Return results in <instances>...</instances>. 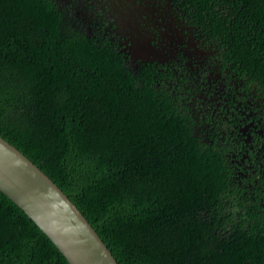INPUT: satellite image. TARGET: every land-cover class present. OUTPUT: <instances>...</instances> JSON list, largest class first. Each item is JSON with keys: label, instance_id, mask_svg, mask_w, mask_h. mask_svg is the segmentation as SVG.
<instances>
[{"label": "trees", "instance_id": "trees-1", "mask_svg": "<svg viewBox=\"0 0 264 264\" xmlns=\"http://www.w3.org/2000/svg\"><path fill=\"white\" fill-rule=\"evenodd\" d=\"M167 1L233 106L196 115L201 64L132 62L99 20L54 0H0V135L119 264H264V186L235 166L240 124L225 117L251 106L264 117V0ZM0 264H69L1 191Z\"/></svg>", "mask_w": 264, "mask_h": 264}, {"label": "water", "instance_id": "water-1", "mask_svg": "<svg viewBox=\"0 0 264 264\" xmlns=\"http://www.w3.org/2000/svg\"><path fill=\"white\" fill-rule=\"evenodd\" d=\"M134 50L141 55L151 47L143 40ZM0 191L32 219L69 264H119L62 189L1 135Z\"/></svg>", "mask_w": 264, "mask_h": 264}, {"label": "flooded vegetation", "instance_id": "flooded-vegetation-1", "mask_svg": "<svg viewBox=\"0 0 264 264\" xmlns=\"http://www.w3.org/2000/svg\"><path fill=\"white\" fill-rule=\"evenodd\" d=\"M54 1L58 3L59 6H64L68 9H70L71 6L79 7V5H81L87 10L88 8L93 10V5H95L96 2H99L98 5L100 6V10H102V12L98 11L97 13H95L93 16V20L90 21V23L93 22L94 19L96 20V23L99 20L102 27L108 30L113 35V38H116L118 40L121 49L125 50L126 55H128L129 60L132 62H135L136 60H143L145 62H153L154 60H157L163 63L164 60L168 61L169 59H174L172 64L180 65L181 67V59L191 58L189 54L183 55L179 51L175 52L172 55V58L168 57L161 59V57L156 56L155 53H157V50L161 49V46L158 47V45L160 44L159 42L162 40L160 33L161 29L155 27V25H150L149 22H146L144 20L146 12L139 8L141 6L140 0ZM145 1H147V6L149 8H154L158 11V8L156 9L154 7L155 5H153L154 2L152 0H144V2ZM163 1L165 3V7H167V9L171 11V3L167 0ZM130 9L136 12V14H131L132 23L129 22V18L125 19V16L128 13L127 10ZM104 16L109 17V20H105ZM138 29L142 30V35L144 37V39L142 40H146L151 47V50H149L148 52H144L141 55H138L137 50H134L135 46L133 45L134 40L139 39V37L137 38L136 35L138 33ZM197 45L201 46L198 43H195V46L193 47L195 48ZM177 55H179V57H176ZM154 65L156 66L157 64ZM197 68L198 65L196 64L195 69ZM162 69L163 68H161V70ZM165 69H168V67L166 66ZM218 74H220V72H218ZM220 77L222 78V80L225 79V76L223 75H220ZM221 84L224 85V82H222ZM205 90L208 91V88ZM222 90L224 91L223 87ZM206 91L204 92V96H206ZM225 99L228 105L233 106L232 96L231 98L229 96H226ZM252 108L253 106L249 107L248 112L242 110V112L238 113L231 110L229 111V116L225 115V117H227V120H231L232 122L237 121V123L240 124L234 136L231 132V138L234 139L235 142L234 145L238 147V151L242 152L241 155L235 159V166H241L244 170H248L249 168L250 174L254 176V182L257 183L259 180L257 186H260L261 183H263L264 186V117L261 114H258L257 111H254Z\"/></svg>", "mask_w": 264, "mask_h": 264}, {"label": "rangeland", "instance_id": "rangeland-1", "mask_svg": "<svg viewBox=\"0 0 264 264\" xmlns=\"http://www.w3.org/2000/svg\"><path fill=\"white\" fill-rule=\"evenodd\" d=\"M141 1V6L139 7L141 10L146 12V16L144 17V20L146 22H149L151 25H155V27H158L161 29V37L162 40L159 42L160 44L158 47L161 46V49L157 50L156 56L163 58H172V55L175 52H180L183 55L189 54L191 57L190 59L188 58L186 60L187 67L194 71V67L196 64H201L202 66H205L203 72L206 73V79H207V84L208 86V91L206 90H201L202 92H197V96H194L193 94H189L191 98H188V101L192 103L193 106V111L196 113V115H199L202 112H212V114H215L219 110L224 108V103L226 102L225 99V93L226 91H232V87L230 85L229 88H224V91L222 90L223 85L222 83V78L220 77V74H218L217 68L214 64H211L208 62L206 58V52L201 46H196L195 48V40H193L192 36L187 33L183 27L180 26V23L177 21V19L174 17L171 11L165 7V3L163 0H152L155 5L154 7L158 11L155 10L154 8H149L147 6V1L144 2V0ZM150 1V0H149ZM82 3V1H81ZM99 3V2H98ZM96 2L95 5H93V10L92 9H85V7L79 5V7H73L71 6L70 9L75 13L77 18L82 21H84L86 24L91 25L90 21L93 20V16L95 13H97L100 10V6ZM151 5V4H150ZM125 12V11H123ZM127 14L125 16V19L129 18V22L132 23V13L136 12L132 9L127 10ZM125 15V14H124ZM118 17V16H117ZM116 17V18H117ZM105 20H109V17L104 16ZM158 23V24H157ZM137 38L139 37L138 40H134L133 45L135 46L136 43H143L144 37L142 35V30L138 29ZM141 32V33H140ZM146 34V33H145ZM144 34V35H145ZM141 36V37H140ZM177 72V70H175ZM227 86V84H226ZM207 92L206 96H204L203 92ZM235 99H237V95L239 93H234ZM199 104L200 107H197ZM239 103L237 102L234 104L235 109H240ZM248 105V104H247ZM227 111L225 112L226 114L229 113Z\"/></svg>", "mask_w": 264, "mask_h": 264}]
</instances>
